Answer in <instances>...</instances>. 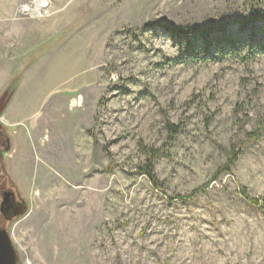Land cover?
Instances as JSON below:
<instances>
[{
	"label": "rangeland",
	"instance_id": "1",
	"mask_svg": "<svg viewBox=\"0 0 264 264\" xmlns=\"http://www.w3.org/2000/svg\"><path fill=\"white\" fill-rule=\"evenodd\" d=\"M258 3L0 0V63L17 69L0 98L38 62L35 86L60 96L0 121V204L27 207L0 214L18 264H264V216L241 195L264 203V24L238 25ZM169 29L238 43L204 52Z\"/></svg>",
	"mask_w": 264,
	"mask_h": 264
},
{
	"label": "crops",
	"instance_id": "2",
	"mask_svg": "<svg viewBox=\"0 0 264 264\" xmlns=\"http://www.w3.org/2000/svg\"><path fill=\"white\" fill-rule=\"evenodd\" d=\"M46 31L49 33L48 30ZM34 36L42 37V39L46 37L45 35L41 36L37 33H34L32 35V39L34 38ZM7 58H12V55ZM7 63L8 61L5 59H3L0 63V69H3L2 75L5 76L7 74V77L4 78L2 76V78L0 79V94L2 93V90L5 89V87L7 86L13 73L17 72V69H13L12 64ZM40 63H33V65L27 69L25 76L20 84V87L13 94L8 106L4 111V119L0 118V121L6 124L7 130L10 132L14 130L15 126L21 124L20 121L24 122L25 120H30L32 115L46 114L51 112L52 106L55 107L57 104L56 101L60 100V96L55 94V92L49 91L45 94L42 91V85L41 88L35 86V81L40 80L42 78L41 75H38L37 73V71L41 67ZM38 90L42 92V95L34 96L38 92ZM1 137H4L5 144L8 143V145H10V138H12L11 134L10 138L8 137V140L7 138H5V133L2 131L0 138Z\"/></svg>",
	"mask_w": 264,
	"mask_h": 264
},
{
	"label": "trees",
	"instance_id": "3",
	"mask_svg": "<svg viewBox=\"0 0 264 264\" xmlns=\"http://www.w3.org/2000/svg\"><path fill=\"white\" fill-rule=\"evenodd\" d=\"M258 1H259L258 6H261V5L264 6V0L263 1L258 0ZM255 19L261 20L262 23L264 24V10L261 7L258 8V11L256 15L254 16V18L249 19L246 22H241L238 25L240 26L241 29L245 28L244 29L245 31H249ZM169 30L171 34L177 35L178 38L187 39L188 47H190L192 43L194 42L195 43L202 42L203 43L202 47H203L204 52L213 48L217 53L223 55L225 51L233 49V46L238 43V39L233 38L232 36L227 37L226 34L222 32L223 29H219V32L221 34L220 38H217L216 35H213L211 31L192 33L189 30H174V29H169ZM254 36H255V31H251L249 35L247 36V38L243 41L242 46L245 47L247 43L252 41ZM168 129L170 130L171 134L178 135L180 133V129L177 126L169 124ZM155 158H156V155H151L149 157L147 164L142 169V173L148 178V180L153 185L156 186L157 189L161 190V188L158 185V181L155 177V174H154L153 163H154ZM228 159H229V163L227 167L230 168L231 166L235 165L238 159V154L235 152V150L229 154ZM241 195L244 196V198L247 200V202L250 205L255 206V207L258 206L261 209L262 214L264 216V203L260 205V201H257L256 199L251 198L245 189L241 190Z\"/></svg>",
	"mask_w": 264,
	"mask_h": 264
},
{
	"label": "water",
	"instance_id": "4",
	"mask_svg": "<svg viewBox=\"0 0 264 264\" xmlns=\"http://www.w3.org/2000/svg\"><path fill=\"white\" fill-rule=\"evenodd\" d=\"M13 92L8 90L0 98V116L8 106ZM1 214L7 222L23 217L27 213V207L22 202H16L15 194L5 192L0 207ZM0 264H18V255L13 247L11 238L6 229L0 230Z\"/></svg>",
	"mask_w": 264,
	"mask_h": 264
},
{
	"label": "flooded vegetation",
	"instance_id": "5",
	"mask_svg": "<svg viewBox=\"0 0 264 264\" xmlns=\"http://www.w3.org/2000/svg\"><path fill=\"white\" fill-rule=\"evenodd\" d=\"M4 193H5V192H4ZM4 193H3V194H4ZM3 194H2V199H3ZM16 202H19V200L16 199ZM1 203H2V201H1ZM0 207H1V204H0ZM0 214H1V212H0ZM1 216H2V218L5 220V217H4L2 214H1ZM5 221H6V220H5ZM6 222H7V221H6ZM7 223H8V222H7ZM0 230H1V228H0Z\"/></svg>",
	"mask_w": 264,
	"mask_h": 264
},
{
	"label": "bare ground",
	"instance_id": "6",
	"mask_svg": "<svg viewBox=\"0 0 264 264\" xmlns=\"http://www.w3.org/2000/svg\"><path fill=\"white\" fill-rule=\"evenodd\" d=\"M43 4H44V6H46V3H45V2H43ZM25 8H26L25 10L28 11L27 7H25ZM75 191H76V190H75Z\"/></svg>",
	"mask_w": 264,
	"mask_h": 264
}]
</instances>
